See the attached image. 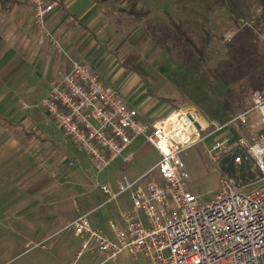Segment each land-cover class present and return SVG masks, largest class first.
I'll list each match as a JSON object with an SVG mask.
<instances>
[{"label": "built area", "instance_id": "1", "mask_svg": "<svg viewBox=\"0 0 264 264\" xmlns=\"http://www.w3.org/2000/svg\"><path fill=\"white\" fill-rule=\"evenodd\" d=\"M27 2L35 31L61 52L59 39L47 26L55 4L50 0ZM249 102L228 124L246 127L258 115L254 124L259 128L251 142L238 138L231 143L229 137H222L211 144L209 152L216 161L234 149L244 151L234 162L241 163L242 157L252 159L251 170L258 171L256 180L241 186L226 174L212 199L199 203L187 189L189 174L181 153L207 136L201 133L206 120L201 112L192 106H176L165 116L146 122L93 69L73 61L38 104L65 137L98 170L118 158L122 166L132 165L136 156L128 148L138 137L158 153L145 174L135 179L123 176L115 191L108 184L100 186L107 201L121 194L131 199V208L121 214L122 227L113 225L114 240L93 229L86 214L70 222L68 229L82 238L75 258L92 251L93 241L104 259L127 252L146 257L148 264H264V87L254 89ZM152 172L159 181L146 180Z\"/></svg>", "mask_w": 264, "mask_h": 264}, {"label": "rangeland", "instance_id": "2", "mask_svg": "<svg viewBox=\"0 0 264 264\" xmlns=\"http://www.w3.org/2000/svg\"><path fill=\"white\" fill-rule=\"evenodd\" d=\"M131 9H143L149 13L136 18L128 12ZM105 15L114 27L113 32H109L107 48L116 52V56L107 53L105 57L111 68L109 76L115 79L114 83L108 84L126 101L147 111L165 107L162 112H166L176 106H192L199 110L203 105L215 110L217 105L227 101L226 95L241 86L248 84L249 94L264 86L260 85L261 79L257 75L264 73V4L259 0H113ZM13 23L9 18L0 20V87L8 85L10 75L15 74L10 66L17 64V55L25 56V35L33 43L45 38L38 35L32 22L23 24L22 28ZM28 74L18 71V76L23 78ZM61 74L59 70L55 76L59 78ZM24 100V97L11 103H1V100L0 113L12 117L25 109L35 111L37 102L25 104ZM203 118L206 124L203 123L201 133L207 136L181 153L189 174L187 189L197 196L199 203L212 199L222 178L209 152L211 144L222 137H229L231 143L238 138L250 143L251 135L259 128L253 121L246 127L229 125L232 117ZM32 127L40 128V125ZM135 145L140 152L137 166L157 161L156 152L142 139L136 140ZM72 147L73 161L66 166V187L73 183L76 168L83 185L80 197L89 195L90 190L99 192L98 198L94 193L91 195V202L104 199L95 210L102 206L117 210L123 206L122 197L105 205L108 201L98 186L105 182L114 184L123 176L130 177L132 166L114 163L98 170L80 147ZM146 180L159 181L158 174L149 173ZM87 210L88 207L84 206V211ZM69 224L64 230H68ZM113 224L110 221L109 226L113 228ZM62 235L59 233L55 241L53 239V246L47 245V239L29 243L18 248V255L13 257L0 246V264H78V261L80 264L86 261L87 255L79 260L73 256L66 263L48 257L58 250V242L62 244L69 239ZM42 256L46 257L44 261L39 260ZM98 260L101 264H148L146 257L127 252L120 253L116 259H104L99 254Z\"/></svg>", "mask_w": 264, "mask_h": 264}, {"label": "crops", "instance_id": "3", "mask_svg": "<svg viewBox=\"0 0 264 264\" xmlns=\"http://www.w3.org/2000/svg\"><path fill=\"white\" fill-rule=\"evenodd\" d=\"M50 1L55 5L47 16V26L59 39L64 52L58 53L45 38L33 43L26 39L25 35V56L21 58V54L17 55L19 58L17 64L10 66L15 74L10 75L8 85L0 87L1 103L7 101L11 103L18 97H24L25 104L37 102L35 111L25 109L19 114H13L12 117L0 113V125H2L0 128V246L13 257L18 255L20 251L17 250L18 248H24L29 243L47 239V245L50 243L53 246L55 238L59 233H63L62 236L69 239L62 244L58 242V250L48 257L66 263L73 256L75 257L82 241V238L74 236L69 229L64 230L68 223L88 212L87 219L91 227L114 240V229L109 223L113 221V225L122 227L121 214L130 209L132 204L128 194H121L111 201H105L107 205L122 197L125 204L119 206L117 210L105 206L95 210L104 199L102 201L94 199L92 202L89 200L93 193L98 198L99 192L96 189L97 193L88 190L89 195L80 197L83 185L79 181V172L76 168H74L76 177L73 183L66 187V166L70 160L73 161L72 146L77 145L65 137L47 113L38 106L42 97L59 80L60 77L55 76V73L59 70L62 73L67 72L74 60L86 63L97 72L106 85L110 86L108 83L115 82V79L109 76L111 68L106 64L108 59L105 58L107 53L116 56V52L108 49L106 43L110 38L109 32H113L114 27L105 12L111 7L113 0ZM8 18L10 22L13 21V24L21 28L28 22H32L33 26V12L27 0H0V20H8ZM18 71L29 74L23 78L18 76ZM127 102L138 109L141 119L146 122H152L169 112H162L165 107L147 111L136 103L129 100ZM199 110L208 119L214 120L216 116L222 119L214 109L205 105ZM257 117L258 115H255L251 122L254 123ZM37 124L40 128L32 127ZM139 138L156 152L158 159V153L153 147L142 137L136 138L128 148V151L134 152L136 156L129 169L130 179L145 174L156 162L137 166L140 152L135 142ZM86 157L88 158L87 155ZM120 162L118 158L111 164L120 166ZM117 181L114 184L105 182L101 185L108 184L111 190L115 191ZM101 185L98 186L99 190L107 200V195L100 188ZM84 206L89 210L84 211ZM90 246L93 250L83 252L77 259L84 255L88 256V259L80 264H99L101 261L98 260V255H103L93 241ZM45 258L42 256L39 260L44 261Z\"/></svg>", "mask_w": 264, "mask_h": 264}, {"label": "trees", "instance_id": "4", "mask_svg": "<svg viewBox=\"0 0 264 264\" xmlns=\"http://www.w3.org/2000/svg\"><path fill=\"white\" fill-rule=\"evenodd\" d=\"M259 1L264 4V0ZM135 6L136 4L134 5V7ZM232 11L236 16H238V14L235 13L234 10ZM128 12L136 18H143L149 13L148 11L143 9H131ZM234 21L237 22V18H234ZM181 33L184 35L182 31ZM217 73L220 74L219 71H217ZM257 75L261 79V83H264V73H258ZM249 95L248 84L245 86H241L238 90H235L229 95H226L227 101L217 105L215 112L225 119L234 117L237 113L249 106ZM237 156H244V151L234 149L232 152L223 153L219 157V159L215 161L216 170L221 176L227 174L234 177L236 182L241 186H250V184H253L255 182L258 171L251 170L253 161L250 158L244 159L242 157L241 163L236 164L234 162V159Z\"/></svg>", "mask_w": 264, "mask_h": 264}, {"label": "bare ground", "instance_id": "5", "mask_svg": "<svg viewBox=\"0 0 264 264\" xmlns=\"http://www.w3.org/2000/svg\"><path fill=\"white\" fill-rule=\"evenodd\" d=\"M201 121H203V120L201 119Z\"/></svg>", "mask_w": 264, "mask_h": 264}]
</instances>
